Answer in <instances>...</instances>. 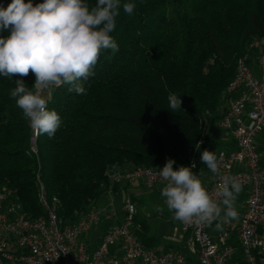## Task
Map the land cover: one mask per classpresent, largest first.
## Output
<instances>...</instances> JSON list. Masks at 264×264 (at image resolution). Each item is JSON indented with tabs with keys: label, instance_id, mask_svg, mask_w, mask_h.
I'll return each mask as SVG.
<instances>
[{
	"label": "trees",
	"instance_id": "obj_1",
	"mask_svg": "<svg viewBox=\"0 0 264 264\" xmlns=\"http://www.w3.org/2000/svg\"><path fill=\"white\" fill-rule=\"evenodd\" d=\"M9 3L0 0L5 7ZM122 3L135 8L131 15L121 8L111 33L119 51L101 52L94 75L83 82L87 94L69 92V85L51 90L48 108L58 112L62 124L52 138L38 133L36 155L30 152L29 122L10 96L20 77L0 76V186L31 217L43 214L37 173L48 195L58 198L61 223L69 224L100 204L109 189L127 191L126 184L109 181L110 165L163 168L171 158L174 169L195 162L199 174L205 170L201 153H216L223 144L215 124L224 113L237 58L264 37V0ZM7 35L0 31V37ZM23 79L31 87L35 76L30 72ZM169 93L181 96V109H169ZM131 198L143 207L139 197ZM136 222L145 246H172L155 236L140 212Z\"/></svg>",
	"mask_w": 264,
	"mask_h": 264
},
{
	"label": "built area",
	"instance_id": "obj_2",
	"mask_svg": "<svg viewBox=\"0 0 264 264\" xmlns=\"http://www.w3.org/2000/svg\"><path fill=\"white\" fill-rule=\"evenodd\" d=\"M248 48L236 60L225 90L228 105L215 124L223 141L216 151L219 174L205 165L201 176L212 194L222 176L239 179L244 198L236 201L238 219L211 226L175 220L174 231L162 236L171 247H147L135 233L140 228L138 207L128 193L118 201L109 189L100 204L63 224L57 215L58 198L48 195L37 173V200L43 211L39 216H29L8 188L0 186V264H264V148L256 143L264 130V37ZM250 51L257 73L250 65ZM30 132V152L36 155L38 132L31 127ZM161 169L125 170L113 164L106 175L113 184L140 181L153 189L165 186Z\"/></svg>",
	"mask_w": 264,
	"mask_h": 264
},
{
	"label": "clouds",
	"instance_id": "obj_3",
	"mask_svg": "<svg viewBox=\"0 0 264 264\" xmlns=\"http://www.w3.org/2000/svg\"><path fill=\"white\" fill-rule=\"evenodd\" d=\"M123 12L131 15L135 5L122 0H11L6 7L0 4V76L12 79L10 91L15 105L22 111L30 127L49 138L55 136L62 120L55 110H49L51 90L69 85V92L87 94L83 82L94 75L101 52L119 51L111 33L117 27V18ZM34 74L29 87L24 77ZM181 96L169 93V109H181ZM200 160L213 174H219V163L214 151L204 150ZM169 158L159 172L165 182L160 195L173 219L185 224H206L238 219L236 201L243 185L235 176H222L214 194L205 187L201 176L191 166L181 165ZM157 211H163L157 207ZM221 223H216L220 229Z\"/></svg>",
	"mask_w": 264,
	"mask_h": 264
},
{
	"label": "rangeland",
	"instance_id": "obj_4",
	"mask_svg": "<svg viewBox=\"0 0 264 264\" xmlns=\"http://www.w3.org/2000/svg\"><path fill=\"white\" fill-rule=\"evenodd\" d=\"M227 105L228 97L223 102V111H225ZM204 127L205 129H207V122H205ZM120 194H123V192H118V196H116L118 201L121 200L122 195ZM241 198L243 199L244 196H242ZM140 199L144 202L142 204H144L145 207L144 205L143 207L138 206V212H140L141 215L145 216L148 219V222L152 224L155 236H163L172 233L174 231L175 219H173V214L167 210L166 206H164L163 198H156L152 195H143L142 197H140ZM157 207H162L163 211H157Z\"/></svg>",
	"mask_w": 264,
	"mask_h": 264
},
{
	"label": "crops",
	"instance_id": "obj_5",
	"mask_svg": "<svg viewBox=\"0 0 264 264\" xmlns=\"http://www.w3.org/2000/svg\"><path fill=\"white\" fill-rule=\"evenodd\" d=\"M247 52H249V48H248ZM249 55H250V65H251L252 69L257 73L258 68H257V64L255 61V54H253L250 51ZM256 143H257L259 148H264V130L257 135ZM126 185H127V191L123 192V193H128L130 196H133V197L136 196V197L140 198L143 195H152V196H155L156 198H161L160 192H161V189L163 187L161 185H158V186L154 187L153 189L145 188V186L140 181H136V182L129 183ZM120 195H123V194H120ZM106 197H104V198L106 199ZM104 198H103V200H105ZM237 200H238V198H237Z\"/></svg>",
	"mask_w": 264,
	"mask_h": 264
}]
</instances>
